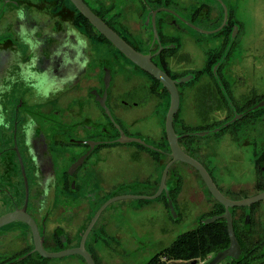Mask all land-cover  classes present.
Here are the masks:
<instances>
[{
    "label": "flooded vegetation",
    "instance_id": "1",
    "mask_svg": "<svg viewBox=\"0 0 264 264\" xmlns=\"http://www.w3.org/2000/svg\"><path fill=\"white\" fill-rule=\"evenodd\" d=\"M80 1L170 80L186 79L175 85L176 136L193 132L185 131L187 117L225 122L264 99L258 93L264 81H254L264 66V0ZM21 9L23 20L17 16ZM251 39L261 41L257 49H251ZM169 105L165 86L70 0H0V218L20 216L0 227V264H48L52 259L34 251L35 236L47 253L79 249L83 242L94 264H123L150 252L148 261L158 255L163 262L162 252L178 236L222 215L223 206L185 163L170 166L164 184L171 178L174 188L158 193L163 169L172 160L165 134ZM259 113L263 116L264 108ZM120 132L161 152L114 143ZM177 143L207 170L224 197L235 200L223 194L207 167L213 148L192 137ZM251 163L262 172L263 149ZM261 179L263 186L260 179L233 184L230 195L241 200L261 193ZM191 181L198 183V192L186 194L184 185ZM167 194L176 218L169 214ZM263 201L229 209L240 255L218 264H264ZM185 203L204 213L195 228L164 247L163 240L188 212ZM161 211L169 226L158 221ZM130 215L147 219L123 232L119 224ZM228 247L229 239L205 258L175 263L208 264ZM64 258V264H87L78 255Z\"/></svg>",
    "mask_w": 264,
    "mask_h": 264
},
{
    "label": "rangeland",
    "instance_id": "2",
    "mask_svg": "<svg viewBox=\"0 0 264 264\" xmlns=\"http://www.w3.org/2000/svg\"><path fill=\"white\" fill-rule=\"evenodd\" d=\"M260 42L261 41L259 39H251V49H257ZM259 62L260 61L257 57L256 63ZM254 75L256 76L254 80L256 84L264 81V66L262 70H257ZM259 87L260 90H258V93H264V84H259ZM260 110L247 115L243 119H240L227 130L210 134L205 137H192L193 140L200 143L201 145L207 144L210 148L214 149L213 152H209V154L206 156V162L208 165L207 167L209 170H211L215 182L223 188V194H226L227 197L233 198L235 200L238 198V195H230L231 192L229 191L233 184L240 183L244 185H250L255 181V179H259L257 170L254 168L251 162H253L255 156H258L260 149H263L264 151V115L261 116L259 113ZM192 117L193 116L187 117L185 120V125L187 128L194 129L195 131L212 130L223 120L221 117L203 120H195ZM162 125L163 123L161 121L160 127H162ZM237 132L240 134L239 136L234 135ZM248 133L252 134L250 135ZM251 137H254L255 139L254 144L251 143L252 141H248ZM247 142L251 144L248 143L249 146H246L248 145ZM245 143L246 145H244ZM254 149L256 150L257 155L255 154ZM160 172L161 170H157L158 177H160ZM197 186L198 183L195 181L187 182L184 185L183 192L186 194H191L193 191L198 192ZM166 188L167 192L173 190L174 184L171 178L166 179ZM259 204L260 206H263L264 201ZM186 206L188 207V212L186 211V213L183 214L181 223L176 226L175 229L170 232V234L163 240L162 245L164 247L168 246L179 234L195 228L198 224L200 213H204L203 210L197 205H194V203H187ZM146 219L147 218L145 215H130L126 217V219L123 220L119 225L122 231L125 232L132 222H141L143 220L145 221ZM157 219L159 222H161V224H165V226L170 225L167 214L163 213L162 211ZM150 253L146 257L130 258L128 259V262L124 261L123 264H145L151 256ZM65 259L67 258L52 259L48 260L47 262L48 264H64Z\"/></svg>",
    "mask_w": 264,
    "mask_h": 264
},
{
    "label": "water",
    "instance_id": "3",
    "mask_svg": "<svg viewBox=\"0 0 264 264\" xmlns=\"http://www.w3.org/2000/svg\"><path fill=\"white\" fill-rule=\"evenodd\" d=\"M76 9L86 18L90 21V23L102 34L104 35L110 42H112L123 54H125L130 60H132L135 64H137L140 68H142L144 71L148 72L149 74L153 75L156 79H158L164 86L165 88L169 91L170 93V105L169 109L167 112V116L165 119V134L166 138L168 141L169 149H170V158L172 159L170 163H168L162 172V178H161V184L158 189V193H160L162 190H165L167 192V188L164 184L166 175L168 173V170L170 166L176 162H182L185 163L189 166H191L200 176L202 182L204 183L207 191L209 192L210 196L215 199L220 205L223 206L224 208V213L220 216H215L211 217L208 219H205L203 221L204 225L211 224L215 220L218 219H224L226 222L227 226V235L229 239V247L216 254V256L208 263V264H218L222 260L226 258H233L236 259L240 255V248L237 242V239L234 234L233 226H232V217L231 213L229 211L230 208L234 207H250L251 205L263 201L264 200V191L261 193H258L252 197H248L245 199L241 200H230L227 199L222 195V193L218 190L216 185L214 184L210 174L207 172V170L194 158L188 156L185 154L178 146L177 140L182 137H205L210 134H215L223 129L227 128L228 126L234 124L235 122L239 121L246 115L253 113L255 111H258L262 108H264V99L257 104L251 106L247 110H245L242 113H237L234 112V115L231 119L223 122L222 124L218 125L212 130H207V131H193V132H188L183 134L182 136L178 137L175 135L174 130H173V117L174 114L176 113L178 109V103H179V98H178V93L176 90V84L178 83H184L186 79H180L178 81H172L170 80L167 76H165L162 72H160L156 67H154L147 58L140 56L139 54L135 53L133 50H131L125 43H123L113 32H111L104 24H102L95 16H93L90 11L82 4L80 0H70ZM217 67V66H216ZM215 71V70H214ZM103 109L107 112L108 116L112 120L108 109L104 104H102ZM120 139L115 141L114 143H120V144H136L140 145L146 149H149L154 152H161L155 147H152L142 140L138 138H133V137H128L124 135L122 132H120ZM262 175H263V180H264V168H262ZM167 197V202L169 206V211L171 213L172 218H176V213L173 207L172 200L168 196ZM116 200V199H115ZM109 201L108 203L105 204L108 205L111 202L115 201ZM19 215L17 214H9L6 215L2 218H0V227L9 224L11 222L16 221L19 219ZM37 251L41 257L46 258V259H59V258H64L67 256L71 255H78L81 256L87 264H94L92 258L90 255L84 251L83 249V242H81L80 248L79 249H72V250H65L62 252H57V253H47L42 249L41 244L38 242L37 236H35V250ZM22 259V258H21ZM13 262L12 264H14Z\"/></svg>",
    "mask_w": 264,
    "mask_h": 264
},
{
    "label": "trees",
    "instance_id": "4",
    "mask_svg": "<svg viewBox=\"0 0 264 264\" xmlns=\"http://www.w3.org/2000/svg\"><path fill=\"white\" fill-rule=\"evenodd\" d=\"M221 123L223 122H220L218 125ZM234 124L222 131L227 130ZM185 131H194V129L187 128ZM255 168L260 179V185L263 186L260 165L256 163ZM227 245L228 235L226 225L224 222L217 221L211 225H202L196 231L187 232L178 236L172 244L162 252L165 261L161 262L159 256L156 255L146 264H177L175 263L177 261L205 258L207 254L216 252Z\"/></svg>",
    "mask_w": 264,
    "mask_h": 264
},
{
    "label": "clouds",
    "instance_id": "5",
    "mask_svg": "<svg viewBox=\"0 0 264 264\" xmlns=\"http://www.w3.org/2000/svg\"><path fill=\"white\" fill-rule=\"evenodd\" d=\"M17 16L23 20L24 19V12H23V9H21L20 11L17 12ZM81 67H83V65H81ZM2 122V121H0Z\"/></svg>",
    "mask_w": 264,
    "mask_h": 264
}]
</instances>
